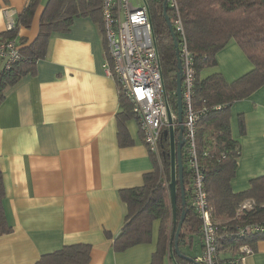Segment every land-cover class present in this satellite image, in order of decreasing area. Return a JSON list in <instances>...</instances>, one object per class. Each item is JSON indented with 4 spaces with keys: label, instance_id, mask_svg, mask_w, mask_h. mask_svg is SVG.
<instances>
[{
    "label": "crops",
    "instance_id": "crops-1",
    "mask_svg": "<svg viewBox=\"0 0 264 264\" xmlns=\"http://www.w3.org/2000/svg\"><path fill=\"white\" fill-rule=\"evenodd\" d=\"M27 1L0 0V33L15 27ZM46 2L30 26H18L20 47L37 37ZM103 37L91 16L75 17L68 31L52 34L35 72L8 87L0 104V168L13 226L0 235V264H36L42 254L80 242L91 244L89 264H151L159 219L150 242L123 251L113 247L126 211L119 190L143 184L153 164L135 118L127 121L134 142L118 141L122 106L117 82L104 67ZM216 58L217 65L205 68L203 76L220 71L233 81L254 67L235 40ZM231 129L241 149L231 184L240 191L264 174V84L232 103ZM194 237L184 249L191 246L197 257L203 240L199 233L194 246ZM243 264H264V239Z\"/></svg>",
    "mask_w": 264,
    "mask_h": 264
},
{
    "label": "trees",
    "instance_id": "trees-1",
    "mask_svg": "<svg viewBox=\"0 0 264 264\" xmlns=\"http://www.w3.org/2000/svg\"><path fill=\"white\" fill-rule=\"evenodd\" d=\"M42 1L28 0L17 17L15 27L1 34L15 38L19 25L30 26ZM163 3L164 0L152 1V22L169 106L177 112L176 47L165 19ZM176 3L188 46L194 56V103L196 107L205 108L198 120L197 140L200 153L209 152L202 155V162L208 201L219 234L216 263L230 264L231 260L241 255L240 248L244 243L255 249L256 242L264 239V174L253 177L250 186L240 191H235L231 184L241 153L240 143L232 134L231 105L264 84V0H176ZM101 6L102 0H47L40 15L37 37L29 45L21 47L22 59L9 69L0 66V104L5 99L8 87L16 84L27 73L35 72L37 60L48 53L52 34L68 31L75 17L91 16L104 33ZM167 8L173 23L170 0ZM177 39H180L178 35ZM230 40H235L253 62L252 70L233 81H228L220 71L203 76L205 68L217 65V52ZM118 92L122 106V110L117 113L118 141L121 145H128L134 141L127 121L135 116L131 101ZM164 129L160 157L148 149L153 169L144 174L143 184L119 190L126 211L123 225L113 240L115 251L150 242L153 222L159 219L158 244L151 264H165L169 244H174L170 243L168 230L172 222L170 143ZM182 158L187 203L178 241L181 252L195 259L192 252L184 249V246L192 243L194 234H199V219L191 203V179L185 146ZM177 195L179 220L183 210L179 187ZM5 196L4 176L0 168V235L13 230L5 210ZM246 200L252 201L251 207L242 206ZM247 224L263 225V228L240 235L239 227ZM91 248V244L83 242L66 244L42 254L36 264H89ZM172 251L170 264H196L178 255L175 246Z\"/></svg>",
    "mask_w": 264,
    "mask_h": 264
},
{
    "label": "built area",
    "instance_id": "built-area-1",
    "mask_svg": "<svg viewBox=\"0 0 264 264\" xmlns=\"http://www.w3.org/2000/svg\"><path fill=\"white\" fill-rule=\"evenodd\" d=\"M153 0H102L103 32L106 43L104 67L132 103L134 116L148 149L157 157L161 153V136L168 127L164 77L152 22ZM173 7V26L180 37L179 53L182 61V99L184 111V136L187 166L191 179V203L199 219L203 252L195 259L203 264H217L218 231L213 221L212 207L208 201L206 173L197 140L198 120L205 108L194 103V56L188 46L186 31L176 0ZM12 28V27H10ZM21 47L16 38L0 33V66L11 68L22 59ZM174 120L176 116L173 115ZM224 156V155H223ZM246 200L242 206L251 207ZM263 225L247 224L239 227V234L259 230ZM241 255L230 264H243L254 248L244 243Z\"/></svg>",
    "mask_w": 264,
    "mask_h": 264
},
{
    "label": "water",
    "instance_id": "water-1",
    "mask_svg": "<svg viewBox=\"0 0 264 264\" xmlns=\"http://www.w3.org/2000/svg\"><path fill=\"white\" fill-rule=\"evenodd\" d=\"M168 0H164V14L165 19L167 21L168 27L172 34L175 47H176V55H177V88H176V95H177V120H174L173 114L169 104L167 105V114H168V127L164 129V134L169 137L170 143V171H171V178L169 181V191H170V199L172 204V220H173V229H172V236L171 240H174L175 252L178 255H182L187 259L192 260L196 264H202L201 262L197 261L193 257L185 255L181 252L179 248V233L186 217V191L184 185V163L182 158V149L185 145V136H184V119H183V99H182V61L180 57L179 51V41L177 39V35L171 20L170 15L168 14L167 8ZM176 124H178V132H176ZM178 187L181 190V197H182V205L183 210L181 212L180 218L178 220L177 214V190ZM178 221V222H177Z\"/></svg>",
    "mask_w": 264,
    "mask_h": 264
},
{
    "label": "rangeland",
    "instance_id": "rangeland-1",
    "mask_svg": "<svg viewBox=\"0 0 264 264\" xmlns=\"http://www.w3.org/2000/svg\"><path fill=\"white\" fill-rule=\"evenodd\" d=\"M152 7V6H151ZM212 71V68H208L206 71ZM171 108V107H170ZM171 111H172V114L173 115H175L176 116V119L175 120H177V112H174L172 109H171ZM183 113H184V111H183ZM183 119H184V114H183ZM178 125V124H177ZM173 225H174V223H173V220H172V222L170 221V224H169V228H168V230H169V234H170V243L172 244V243H174V241L173 240H171V236H172V229H173ZM199 233H200V230H199ZM198 235L199 234H194V241H193V243H194V246H196L195 244L196 243H198L199 242V238L200 237H198ZM201 235V234H200ZM173 245V246H172ZM172 245H170L169 244V249H168V255H166L167 257H168V260H169V262H171V256L173 255V248H174V244H172ZM191 250V246H189L188 247V249H187V251H190Z\"/></svg>",
    "mask_w": 264,
    "mask_h": 264
},
{
    "label": "flooded vegetation",
    "instance_id": "flooded-vegetation-1",
    "mask_svg": "<svg viewBox=\"0 0 264 264\" xmlns=\"http://www.w3.org/2000/svg\"><path fill=\"white\" fill-rule=\"evenodd\" d=\"M185 146V145H184Z\"/></svg>",
    "mask_w": 264,
    "mask_h": 264
}]
</instances>
